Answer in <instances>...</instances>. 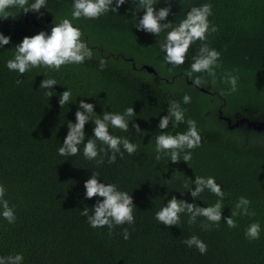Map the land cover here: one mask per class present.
Returning a JSON list of instances; mask_svg holds the SVG:
<instances>
[{"label":"trees","instance_id":"trees-1","mask_svg":"<svg viewBox=\"0 0 264 264\" xmlns=\"http://www.w3.org/2000/svg\"><path fill=\"white\" fill-rule=\"evenodd\" d=\"M167 3L171 13L161 23L172 22L174 26L191 7L212 5L213 14L208 19L218 31L209 33L205 43L221 55L216 83L204 76L203 87L209 92L192 86L185 76L201 42L191 45L184 65L169 71L160 50L168 30L156 37L138 31L130 11L136 7L133 0L120 6L116 14L72 21L85 33L94 55L81 65H68L59 72L36 68L20 77L7 69L6 61L13 58V47L24 36L41 30L50 32L52 23L71 19L73 0H47L45 9L40 10L43 16L21 11L15 19H0V33L11 37V43L0 48V184L6 189L4 198L9 205H15L16 215L14 224L0 216V256L21 253L23 264H264V130L256 131L245 122L232 129L217 119L219 106L231 121L241 115L264 116V102L250 105L243 97L237 103L230 95L221 94L228 89L221 82L224 73L237 69L238 73H233L239 75L237 88L254 89L264 95V0ZM165 6V0H159L154 8ZM141 15L138 12L136 19ZM23 16L35 17L39 25L26 23ZM47 16L50 20L46 23ZM101 58L107 61L103 70ZM144 63L151 64L156 73L143 68ZM43 78L57 80L50 98L45 96L46 90L38 89ZM17 79L23 83L17 85ZM65 90H71V101L60 108L59 94ZM185 94L191 97V103H183ZM82 99L92 103L95 114L101 117L104 111L123 113L133 107L130 131L110 132L137 144L135 154L125 152L123 159L117 154L113 164L105 157L100 165L83 157V145L75 156L58 155L67 123H75ZM173 100L185 109V122L176 127L170 122L167 134L185 132L191 119L202 137L201 146L192 150L187 164H173L167 156L155 159V138L160 134L157 125ZM215 118L219 126L209 123ZM133 123L145 133H135ZM94 126L91 121L85 124V142ZM91 172H99L100 182L116 184L132 195L134 225L118 226L109 236L107 227L93 229L80 215L97 199L84 198L83 184ZM196 176L214 177L226 194L219 227L205 231L200 226L204 218L198 217L196 224L189 225L188 216L183 214L177 227L159 225L155 213L172 196L199 207L215 204L218 198L207 191L193 200L184 185L186 178L194 181ZM190 181L189 187L194 190ZM241 196L251 201L255 216L235 217L237 227L230 229L224 218L230 216ZM257 221L261 225L260 239L249 242L244 230ZM123 228L130 232L128 240L123 239ZM193 235L207 244L206 254L182 243Z\"/></svg>","mask_w":264,"mask_h":264},{"label":"clouds","instance_id":"clouds-1","mask_svg":"<svg viewBox=\"0 0 264 264\" xmlns=\"http://www.w3.org/2000/svg\"><path fill=\"white\" fill-rule=\"evenodd\" d=\"M128 0H73L70 9L71 19L61 18L58 23L51 26L50 32L41 30L32 36H24L13 49V58L6 61V67L10 72H16L24 76L32 69L42 68L48 71L59 72L62 67L68 65H81L86 60L93 58L94 50L84 39L85 33L80 27L74 26L72 21L80 19H99L101 16L118 12L120 6ZM136 7L131 9L132 17H135V28L138 31L159 36L165 30H168L163 41L160 43V50L163 52L162 60L169 65V71L173 68L182 66L186 62L187 54L192 44L201 42L196 55L192 57L190 70L185 76L191 80L192 86L203 87L205 85L204 76L211 77V83H216V69L220 67L218 61L221 53L214 48H210L205 41L209 33L218 31L217 26L211 24L209 17L212 13V5L204 3L200 6H193L180 20L178 25L172 22L161 23L165 21L171 13V5L154 8L159 0H133ZM47 6V0H0V19H15L21 11L24 14L29 12L38 13L43 16L40 10ZM14 10V11H13ZM142 12L139 19L136 14ZM170 29V30H169ZM11 43V37L0 33V48ZM107 61L100 59V69L106 67ZM237 69L226 71L221 80L228 85L226 92L222 95H231L238 90L237 85L239 75ZM17 85L23 83L22 79L15 81ZM57 85L54 78H43L40 81L38 89H44L45 96H53V86ZM71 90H65L59 94L58 103L60 108L71 101ZM183 103H191V97L187 94L183 96ZM135 115L133 107H128L123 113H114L104 111L101 115L94 112V105L86 103L83 99L78 104V110L75 112V123H67V134L63 143L57 152L60 156L72 157L80 152V146L83 145V157L88 161L95 160L97 165L107 162L113 164L116 162L117 154L124 158L125 152L133 155L138 149V145L130 142L127 137L113 135L110 129H117L123 132H129V118ZM91 121L95 126L92 128V135L86 139L85 124ZM176 127L185 122V109L181 108L180 103L173 100L167 106V115L161 116L157 125L160 134L155 138V159L161 160L163 156L169 157L173 163L180 161L186 164L192 159V150L201 146L202 137L198 132L196 121L187 120V130L175 135L167 134L166 130ZM132 129L135 133H145L140 129L139 124L133 123ZM183 153L182 159L181 154ZM99 172H91L90 177L84 181V198L92 199L96 197V202L89 209L87 206L80 211V215L87 218V223L93 229L107 227L111 236L113 230L122 225L132 226L135 223L133 215L136 209L132 195L126 191L118 189L116 184L102 183L98 180ZM190 181L186 178L185 188L188 189L193 200H198L205 191L211 193L218 199L215 204L207 207H199L195 203H187L184 200L172 196L167 200L159 211L155 213V220L159 225L165 227L178 226L181 223V215L188 216L189 225L197 223V218L202 217L201 228L205 231H211L213 227H219L222 220V209L225 192L214 177L196 176L194 181V190L189 187ZM6 189L0 184V216L9 224L16 222L15 205L10 206L5 197ZM183 194V192H181ZM102 198V199H100ZM251 201L241 196L238 198L229 217L224 218L228 228H236L237 222L234 219L237 216H255V212L250 210ZM91 211V215L89 212ZM261 225L253 222L244 230L245 239L249 242L260 239ZM122 236L124 240L130 238L128 228H123ZM188 248H195L201 255L207 253L208 246L197 236L193 235L182 241ZM24 256L21 253L8 256H0V264H23Z\"/></svg>","mask_w":264,"mask_h":264},{"label":"water","instance_id":"water-1","mask_svg":"<svg viewBox=\"0 0 264 264\" xmlns=\"http://www.w3.org/2000/svg\"><path fill=\"white\" fill-rule=\"evenodd\" d=\"M23 17H24V21L26 23H32L35 26L39 25V22L36 20L35 17H32L31 19H28L27 16H23ZM49 20H50V17L47 16L45 18V22L47 23ZM142 67L145 68L148 72L156 73L154 67L151 64L144 63V64H142ZM199 88L204 90L203 87H199ZM220 111H221V109H220ZM223 117L225 118V120L227 122L231 121L230 117H228L226 115H224ZM243 122H245L248 127H251L252 129H254L256 131L264 130V116L261 118H257V117L250 118V117H247L245 115L237 116V118L233 122V125H239V124H242Z\"/></svg>","mask_w":264,"mask_h":264},{"label":"rangeland","instance_id":"rangeland-1","mask_svg":"<svg viewBox=\"0 0 264 264\" xmlns=\"http://www.w3.org/2000/svg\"><path fill=\"white\" fill-rule=\"evenodd\" d=\"M244 92V95H242ZM231 99H233L235 102H240L241 99H243V97L248 100V102L251 104H253V102H258V103H263L264 102V95H259L256 90L254 89H251V90H247V91H242L239 87H238V90L234 93H232L231 95ZM264 105V104H263ZM214 121H211L209 122L210 124H214V125H218L219 126V123L216 122V118L213 119ZM218 121V120H217ZM221 125H223L221 123ZM220 125V126H221ZM234 128V127H233ZM232 128V129H233Z\"/></svg>","mask_w":264,"mask_h":264},{"label":"flooded vegetation","instance_id":"flooded-vegetation-1","mask_svg":"<svg viewBox=\"0 0 264 264\" xmlns=\"http://www.w3.org/2000/svg\"><path fill=\"white\" fill-rule=\"evenodd\" d=\"M204 88V87H203ZM201 91H204V92H209L208 90H206L205 88H204V90H202V89H200ZM220 106L217 108V119L218 120H220V121H222L228 128H233V127H235V126H237V125H233V122L234 121H229V122H227L226 120H225V118L223 117L225 114H223V112H222V109H221V111H220Z\"/></svg>","mask_w":264,"mask_h":264}]
</instances>
